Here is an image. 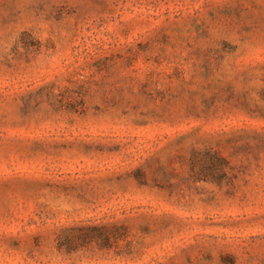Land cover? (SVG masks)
Instances as JSON below:
<instances>
[{"label": "rangeland", "instance_id": "rangeland-1", "mask_svg": "<svg viewBox=\"0 0 264 264\" xmlns=\"http://www.w3.org/2000/svg\"><path fill=\"white\" fill-rule=\"evenodd\" d=\"M0 264H264V0H0Z\"/></svg>", "mask_w": 264, "mask_h": 264}, {"label": "trees", "instance_id": "trees-1", "mask_svg": "<svg viewBox=\"0 0 264 264\" xmlns=\"http://www.w3.org/2000/svg\"><path fill=\"white\" fill-rule=\"evenodd\" d=\"M127 228L124 226H87L79 230L78 234H75L73 238L71 235L61 239L59 248L68 252L78 250V248L91 243H98L104 246H108L112 238L121 236Z\"/></svg>", "mask_w": 264, "mask_h": 264}]
</instances>
